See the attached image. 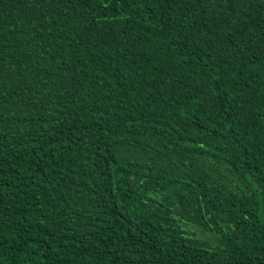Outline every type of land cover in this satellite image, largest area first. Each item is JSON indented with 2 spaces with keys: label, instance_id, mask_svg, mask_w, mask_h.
<instances>
[{
  "label": "trees",
  "instance_id": "1",
  "mask_svg": "<svg viewBox=\"0 0 264 264\" xmlns=\"http://www.w3.org/2000/svg\"><path fill=\"white\" fill-rule=\"evenodd\" d=\"M0 264H264V0H0Z\"/></svg>",
  "mask_w": 264,
  "mask_h": 264
}]
</instances>
